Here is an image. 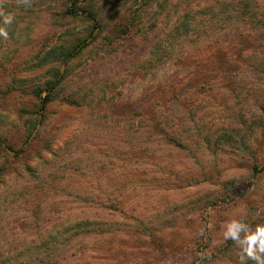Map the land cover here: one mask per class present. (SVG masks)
<instances>
[{
    "label": "rangeland",
    "instance_id": "374dc122",
    "mask_svg": "<svg viewBox=\"0 0 264 264\" xmlns=\"http://www.w3.org/2000/svg\"><path fill=\"white\" fill-rule=\"evenodd\" d=\"M241 1L0 0V264H239L224 225L264 223V0Z\"/></svg>",
    "mask_w": 264,
    "mask_h": 264
},
{
    "label": "clouds",
    "instance_id": "9594fccd",
    "mask_svg": "<svg viewBox=\"0 0 264 264\" xmlns=\"http://www.w3.org/2000/svg\"><path fill=\"white\" fill-rule=\"evenodd\" d=\"M30 7V0H22ZM15 15L0 11V38H8L7 26L13 24ZM202 231V230H201ZM223 240L232 241L237 248L239 264H264V223L251 226L243 219H230L224 225Z\"/></svg>",
    "mask_w": 264,
    "mask_h": 264
},
{
    "label": "trees",
    "instance_id": "16d2710c",
    "mask_svg": "<svg viewBox=\"0 0 264 264\" xmlns=\"http://www.w3.org/2000/svg\"><path fill=\"white\" fill-rule=\"evenodd\" d=\"M78 0H70V4L72 5V7H67L66 8V11H67V14H70V15H77V10L75 8V5L77 4ZM243 6H246L249 4V1H246V0H243L240 2ZM88 11V10H87ZM86 10H82L81 14H79L80 16H83L85 18H87L88 20L91 21V23L93 22V19H95V16L92 15V12L91 11H88L87 12ZM93 24V23H92ZM89 40H81V42L77 43L75 46H72L70 49H67L66 52L64 53V58L66 57H72L74 54H76L77 52H79L83 47H85L89 42ZM60 82V77H56L52 83L47 86L45 89L47 91V94L43 97V99H41L40 101V109H44L45 107V103H47V99L51 96V93L52 91L54 90V88L56 87V85ZM67 103H76L72 100H66ZM10 149V146H8ZM12 149V148H11ZM22 150V149H20Z\"/></svg>",
    "mask_w": 264,
    "mask_h": 264
}]
</instances>
